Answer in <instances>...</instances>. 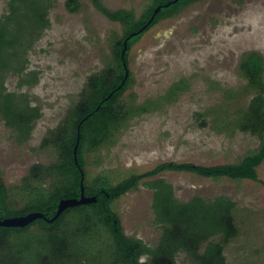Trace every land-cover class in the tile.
I'll return each mask as SVG.
<instances>
[{
	"label": "rangeland",
	"instance_id": "1",
	"mask_svg": "<svg viewBox=\"0 0 264 264\" xmlns=\"http://www.w3.org/2000/svg\"><path fill=\"white\" fill-rule=\"evenodd\" d=\"M51 1L48 25L27 53V70L38 72L37 83L19 89L16 76L9 73L5 78L8 91L24 93L41 112L21 143L0 119V173L9 190L21 184L32 165L54 161V149L43 147V140L62 124L87 78L112 63L109 37L122 34L121 26L94 8L91 0H78L80 9L73 13L66 10V0ZM100 1L111 11L132 10L136 17L153 3ZM7 2L0 0V16L8 11ZM252 51L264 60V0L194 1L145 32L130 49L132 81L121 97L125 105L141 106L145 113L131 116L101 147L84 155L86 196L109 181L115 185L163 162L232 164L256 151L258 138L238 131L231 136L216 133L208 125L200 127L195 118L213 110L217 116L233 115L245 106L244 95L225 105L223 90L237 91L244 85L237 65ZM256 171L264 182V161ZM155 180L170 184L182 202L194 196L229 197L236 203L238 233L224 246L226 264H264V184L174 172L141 181L111 209L124 235L148 246H154L161 234L151 209L152 191L144 185ZM52 185L51 179L42 184L46 189ZM9 201L16 210L23 208L14 192ZM6 215L0 213V218H10ZM93 216L87 207L82 214L69 213L56 230L32 227L26 236L15 238L11 249L0 251V264H109L110 234ZM176 263L194 264L183 253Z\"/></svg>",
	"mask_w": 264,
	"mask_h": 264
},
{
	"label": "trees",
	"instance_id": "2",
	"mask_svg": "<svg viewBox=\"0 0 264 264\" xmlns=\"http://www.w3.org/2000/svg\"><path fill=\"white\" fill-rule=\"evenodd\" d=\"M169 1L171 0H153L136 17L132 10L111 11L100 0H91L94 8L122 28L120 36L111 34L109 37L112 63L87 78L78 99L68 108L62 124L43 140V147L54 149L55 159L52 163L32 165L21 184L12 190L5 186L0 173V213L15 217L33 212L50 219L60 200L79 198L81 180L86 196L84 155L101 147L131 116L145 113L140 110L141 106L134 108L121 101L132 81L128 68L131 47L160 20L174 17L184 7L198 0H180L162 8L152 22L147 24L154 8ZM7 3L8 11L0 16V119L21 143L30 136L32 125L41 116V112L24 93L8 91L5 78L9 73L16 76L19 89L37 83L38 72L27 70V53L47 27V16L53 2L8 0ZM65 8L68 12H77L80 2L66 0ZM141 28V33L127 41L124 62L128 75L124 80L125 70L120 56L123 40ZM237 69L244 85L237 91L223 90L225 105L231 99L244 95L248 98L245 106L237 108L233 115L229 112L227 116H217L213 110L196 114L195 118L200 127L208 125L216 133L231 136L238 131L258 138L260 145L256 151L232 164L203 166L190 162H163L143 173L132 174L115 185L109 181L105 188L87 195L95 197V203L67 208L52 223L38 219L24 228L0 227V251L11 249L15 238L26 236L32 227L36 226L44 231L56 230L62 226L61 223L69 213L79 215L88 207L95 213L91 218L96 219L110 234V247L113 251L109 264H177L176 257L180 253L194 264H226L224 246L238 233L234 223L236 203L229 197L220 195L207 199L194 196L191 200L182 202L174 196L173 187L165 181L144 182L152 191L154 223L161 230L154 246H148L135 237L125 236L111 204L137 188L141 181L165 172L264 184L258 179L256 171L264 161V60L257 52H247L240 57ZM179 90L182 89L176 88V92H182ZM207 118L210 120L207 121ZM77 136L79 140L74 155ZM46 179L53 180L51 189L42 186ZM13 192L24 203L20 210H16L9 201ZM88 219L89 216H86V220ZM49 244L54 245L55 242L51 240ZM142 258L145 261L141 262ZM0 259L3 261L4 257Z\"/></svg>",
	"mask_w": 264,
	"mask_h": 264
},
{
	"label": "water",
	"instance_id": "3",
	"mask_svg": "<svg viewBox=\"0 0 264 264\" xmlns=\"http://www.w3.org/2000/svg\"><path fill=\"white\" fill-rule=\"evenodd\" d=\"M177 1H180V0H171V1H169V2H167L165 4H163V5H160V6H157L156 8H154V10L152 12V15L150 16L149 20L147 21V24H150L152 22V20L154 19L155 15L162 8H167L168 6L176 3ZM143 28H141L140 30H138L136 32L130 33L123 40V49L121 51L120 56H121V59H122L123 68L125 70L124 80L126 79V77L128 75L127 67H126L125 62H124V54H125L126 49H127V41L130 38L135 37L136 35L141 33ZM108 97H110V95ZM78 140H79V137L77 136L76 145H75L74 151H73L74 155L76 154V148H77ZM95 202H96V198L95 197H87V196L84 195V188H83V184H82V180H81L79 198L78 199L74 198V199H62V200H60L58 202V204H57L56 212H55V214H54V216L52 218L47 219L40 213H33L32 212V213H28L26 215L15 216V217H10V218H5L3 220H0V227H3V228H24L27 225H29L30 223H32L33 221L38 220V219H42V220L46 221L47 223H52L67 208H72V207H76V206H80V205L91 204V203H95Z\"/></svg>",
	"mask_w": 264,
	"mask_h": 264
}]
</instances>
